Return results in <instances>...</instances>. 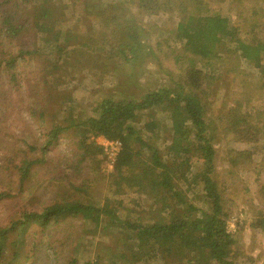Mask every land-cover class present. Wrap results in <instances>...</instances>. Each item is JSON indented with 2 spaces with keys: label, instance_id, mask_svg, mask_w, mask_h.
Returning <instances> with one entry per match:
<instances>
[{
  "label": "trees",
  "instance_id": "1",
  "mask_svg": "<svg viewBox=\"0 0 264 264\" xmlns=\"http://www.w3.org/2000/svg\"><path fill=\"white\" fill-rule=\"evenodd\" d=\"M237 1L242 9L233 19L206 12V0H139L137 6L147 12H175L176 27L166 30L159 22L149 23L148 29L134 27L125 16L127 31L119 33L114 28L109 37L103 36L104 44L97 50L106 56L102 62L106 70L119 55L126 61H140L141 42L148 37L162 76L137 95L119 81L118 89L107 92L89 112L72 110L70 117L57 113L61 122L51 125L45 141L12 152L4 168L18 174L17 187L23 189L34 179L40 180L36 167L48 163L50 151L65 141L76 159L69 166L82 174L87 161L95 168L106 160L96 141L104 134L123 142L111 173L112 194L94 202L66 197L41 210L22 211L0 227V264L22 260L52 264L50 254L56 264H106L102 247L80 250L75 235L87 227L118 232L121 244L110 253L108 264H153L155 259L167 264H235L231 250L236 237L226 230L229 214L213 176L216 142L254 144L264 139V0ZM115 5L110 0L97 6ZM68 9L64 0H0V106L7 116L16 107L12 95L21 91L28 67L36 65L41 68L37 73L42 72L41 60L53 56L52 63L58 68L62 58L77 51V45H70L73 34L62 26ZM125 33L128 36L121 35ZM174 42L182 43L189 55L182 65L179 57L171 55ZM226 72L243 76L242 89L227 109L216 114L209 100ZM36 90L42 94L45 88L40 83ZM258 97L261 103L256 105ZM61 98L72 103L71 97ZM31 100L30 112L43 125L45 108L37 110L41 108L37 96ZM156 110L161 112L159 117ZM141 113L147 114L143 120ZM192 155L203 161L199 171L192 169ZM253 156L252 148L227 150L231 167L252 169ZM58 163L60 166L62 161ZM53 164L48 171L59 169ZM261 189L264 192V185ZM7 190L0 191V202L12 195ZM130 194L137 195L136 199L142 194L149 198L137 201L136 219L130 214L124 219L120 214L124 200L119 198ZM195 194L206 208L193 201ZM251 226L264 230V216ZM69 242L74 247L68 251ZM45 244L41 258L39 250Z\"/></svg>",
  "mask_w": 264,
  "mask_h": 264
},
{
  "label": "rangeland",
  "instance_id": "2",
  "mask_svg": "<svg viewBox=\"0 0 264 264\" xmlns=\"http://www.w3.org/2000/svg\"><path fill=\"white\" fill-rule=\"evenodd\" d=\"M64 1L68 3L69 9L62 26L73 34L71 36L73 44L70 45H77V51L67 58H62L58 68L54 67L52 63L53 56L41 60L42 72L37 73L36 70H41V68H36V65L28 67L21 91L12 95L14 105H16L15 109L11 110L7 116L6 110L0 106V191H8L7 188H10L12 193L0 202V227L9 224L24 210H41L46 204L57 199L68 197L69 199L93 200L94 202L99 199L103 200L112 194L111 173L114 168L109 167L107 159L98 166L100 170H96L98 167L94 168L92 164L88 165L87 161L85 171L80 174L69 166V163L76 159L72 158V153L65 141L50 151L48 163L36 167L40 180L37 182L34 179L32 185H27L23 189L17 187L18 174L4 168L6 167V158L20 148L27 150L28 144L41 145L45 141L46 133L51 125L61 122L57 113L61 112L65 117H70L72 110L89 112L107 92L118 89L119 81L123 82L124 89L137 95L136 92L144 90L154 83L156 77L162 76L161 73L158 74L160 68L157 57L149 50V46L153 47V45L148 37L142 39L143 49L140 61H126L119 55L117 59L111 60L110 70H106L107 68L102 64L106 56L97 49L101 44H104L103 36L109 37L114 28L119 33L127 31L128 23L124 20L125 16L132 21V26H147V29L149 23L159 22L164 29L172 30L176 27L178 20L173 11L151 13L145 9H139L137 6L139 0H112L116 1V5L111 7L97 6L99 2L107 3L110 0ZM206 3L205 9H208L206 12L229 15L233 19H237V15L242 9L237 0H206ZM124 6H128V8L133 6V8L126 10ZM131 10L134 14L132 12L130 14ZM82 12L86 15L83 16ZM82 16L87 18L84 20ZM121 35L128 36L127 33ZM172 46L174 51L171 55L176 56L175 59L179 57L178 64L182 65L181 63L189 60V55L182 43L174 42ZM172 59L175 60L174 57ZM242 79V75L235 76L227 72L222 75L215 84L214 94L209 100L213 112L221 113L232 104L242 89L240 88ZM40 83L45 88L42 94L36 92ZM119 94L121 95V93ZM36 96L41 102L40 109L35 105L37 110L45 108V123L43 125L39 122V118H35L30 112V108L33 107L31 99ZM65 96L71 97L72 103L64 102L61 97ZM256 100L254 103L259 105L260 97ZM154 111L150 113L153 114ZM156 111L157 117H159L161 112ZM145 115L147 114L141 113L140 119H145ZM159 144L161 149H164L163 142H159ZM263 145L264 139L254 144L243 142H226L225 144L219 139L216 142L218 152L213 176L218 181L224 198V206L229 214L227 220L233 217L238 219L237 229L233 233L236 237V244L231 250V259L235 264H264V230L251 226L260 216H264V192L261 189L264 185ZM231 147L252 148L254 163L251 167L253 168L231 167L227 157V150ZM189 159L194 171H199L202 168V159L195 155ZM58 161H62L60 166ZM54 162L59 166V169L54 167L48 171V166ZM81 169L83 170V168ZM257 169L260 172H256ZM44 173L45 177H43ZM87 179L92 181H86ZM79 186L84 187L85 190L77 188ZM136 197L135 194L120 196L119 199L124 200V209L120 212L124 219L127 214H130L132 219H136L140 210L137 201H149L147 194H142L137 199ZM192 199L200 207H207V204L199 200L196 194L192 196ZM80 220L77 219V221ZM117 234V231L110 229L101 232L87 227L84 232L80 230L75 236H78L80 250L85 248L96 251L102 247L103 255L106 257L105 263L108 264L110 253L121 244ZM73 247L74 244L69 242L65 249ZM40 249V257L43 258L47 244ZM48 252L51 253V250ZM50 256L51 263L56 264L54 256L51 254ZM152 262L153 264H167L166 262L160 263L158 259L152 260ZM19 264H31V261L22 260Z\"/></svg>",
  "mask_w": 264,
  "mask_h": 264
},
{
  "label": "built area",
  "instance_id": "3",
  "mask_svg": "<svg viewBox=\"0 0 264 264\" xmlns=\"http://www.w3.org/2000/svg\"><path fill=\"white\" fill-rule=\"evenodd\" d=\"M98 145L103 149L107 164L110 168H114L118 160L119 155L123 150V142L117 138H110L104 134H100L96 137ZM237 218L233 217L227 220L226 230L228 233L233 234L237 229Z\"/></svg>",
  "mask_w": 264,
  "mask_h": 264
}]
</instances>
